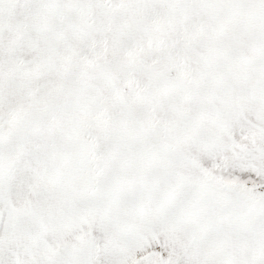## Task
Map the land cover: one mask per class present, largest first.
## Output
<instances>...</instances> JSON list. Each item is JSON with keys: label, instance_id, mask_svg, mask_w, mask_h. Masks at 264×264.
Here are the masks:
<instances>
[{"label": "snow or ice", "instance_id": "1", "mask_svg": "<svg viewBox=\"0 0 264 264\" xmlns=\"http://www.w3.org/2000/svg\"><path fill=\"white\" fill-rule=\"evenodd\" d=\"M0 264H264V0H0Z\"/></svg>", "mask_w": 264, "mask_h": 264}]
</instances>
